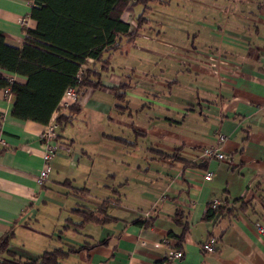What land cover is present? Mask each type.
Wrapping results in <instances>:
<instances>
[{"label": "crops", "instance_id": "0c3cea01", "mask_svg": "<svg viewBox=\"0 0 264 264\" xmlns=\"http://www.w3.org/2000/svg\"><path fill=\"white\" fill-rule=\"evenodd\" d=\"M31 7L0 0L10 46L35 29ZM120 19L136 33L109 55L101 87L63 96L52 115L70 123L44 185L45 125L13 118V97L0 90V239L13 232L9 249L26 261L62 248L73 251L60 264H157L173 247L183 252L174 264H264V0H158L145 12L128 6ZM209 146L226 159L202 161ZM215 200L232 217L203 221ZM106 201L112 219L83 223L78 210ZM177 213L188 225L179 245Z\"/></svg>", "mask_w": 264, "mask_h": 264}, {"label": "trees", "instance_id": "16d2710c", "mask_svg": "<svg viewBox=\"0 0 264 264\" xmlns=\"http://www.w3.org/2000/svg\"><path fill=\"white\" fill-rule=\"evenodd\" d=\"M30 18L36 22L35 29H24L21 47L10 46L6 35L0 31V90L13 97L11 116L20 121H32L47 125L53 113L69 88L80 96L88 88L101 87V75L107 72L109 55L119 50L122 37L130 42L136 32L121 21V15L128 6H141L145 12L149 5L158 0H31ZM144 23L137 19L138 28ZM92 61V65L88 61ZM25 78L24 84L12 81L6 75ZM128 84H121L116 96L124 99ZM121 91V92H118ZM72 113H77L75 106ZM70 117L63 114L53 119L56 141L60 133L70 123ZM175 159V155L172 156ZM108 201L97 210H78L85 222L99 223L112 219L106 215ZM238 210L246 205L239 203ZM234 209L225 201L223 204L210 202L202 216L206 222L232 217ZM97 214L103 216L99 220ZM176 223L183 233L177 239L181 242L188 229L181 215L176 214ZM150 220L134 223L148 227ZM13 232L0 239V264H60V260L73 250L57 248L44 252L33 260H22L9 249Z\"/></svg>", "mask_w": 264, "mask_h": 264}, {"label": "built area", "instance_id": "2783aa9c", "mask_svg": "<svg viewBox=\"0 0 264 264\" xmlns=\"http://www.w3.org/2000/svg\"><path fill=\"white\" fill-rule=\"evenodd\" d=\"M5 93L8 95L7 91ZM65 98H74L75 97V91L71 88L67 89L63 95ZM62 107H67V102H63ZM53 119L49 121V123L44 127L42 133H41V141L44 146V152L42 156V168L39 171L37 181L39 185H44L45 182L48 179V175L51 170V162L53 157L56 154V151L58 149V143L56 141V133H55V126L53 124ZM217 141L219 144H222L225 141V136L222 134H218ZM5 143L2 141L0 136V151L3 149ZM202 161L216 159L219 161H224L226 158L223 153H221L218 146H209L203 149L201 156ZM211 173H206L204 176L205 181L211 180ZM214 204H219V201L215 200ZM259 231H263L262 228L259 225H256ZM167 243V241H166ZM215 239L209 238L203 245L202 249L206 253H211L214 251L215 248ZM183 258V252L179 249L168 247L166 249L165 255L163 257V260L160 263L157 264H174L175 262L179 261Z\"/></svg>", "mask_w": 264, "mask_h": 264}, {"label": "rangeland", "instance_id": "374dc122", "mask_svg": "<svg viewBox=\"0 0 264 264\" xmlns=\"http://www.w3.org/2000/svg\"><path fill=\"white\" fill-rule=\"evenodd\" d=\"M115 56V55H114ZM122 60H119V59H117V61H115V64L116 63H120ZM108 119V118H107ZM106 124H109V121H107V123ZM140 143H141V141H140ZM143 148V147H142ZM60 203H61V201H60ZM40 218H43V216H39ZM59 229H61V228H59Z\"/></svg>", "mask_w": 264, "mask_h": 264}]
</instances>
